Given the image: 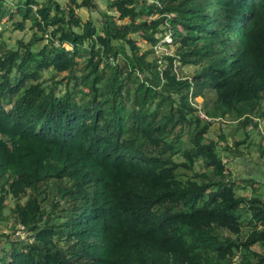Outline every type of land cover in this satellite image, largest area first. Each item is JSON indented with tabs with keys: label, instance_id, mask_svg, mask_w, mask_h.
<instances>
[{
	"label": "trees",
	"instance_id": "16d2710c",
	"mask_svg": "<svg viewBox=\"0 0 264 264\" xmlns=\"http://www.w3.org/2000/svg\"><path fill=\"white\" fill-rule=\"evenodd\" d=\"M71 3L99 6L0 0V264H264V183L232 158L257 142L232 121L264 122V0Z\"/></svg>",
	"mask_w": 264,
	"mask_h": 264
},
{
	"label": "rangeland",
	"instance_id": "374dc122",
	"mask_svg": "<svg viewBox=\"0 0 264 264\" xmlns=\"http://www.w3.org/2000/svg\"><path fill=\"white\" fill-rule=\"evenodd\" d=\"M59 2L65 4L68 2V0H58ZM96 2L99 4L98 6V10H95L93 12H88L86 9L81 8L79 9L76 4L71 3L73 9H75V12L79 13L82 17V19H87V18H91L92 20H94V22L98 25L100 22V19L103 17L101 15V11L102 9H105V0H96ZM166 16L168 17V15L166 14ZM167 17L164 19L165 23H167L168 19ZM103 20V19H102ZM85 22V21H82ZM98 22V23H97ZM4 25V24H3ZM29 24H26V29L24 31H12L11 29H3L5 30V32H3V38L6 44H8L9 46H13L14 44H16V42L22 38H24L25 40L29 38L30 34H32V31L30 29H28ZM163 30H168L169 26L166 24L162 27ZM2 30V31H3ZM166 42H170V37L167 36L164 39ZM141 48H145V44L144 42L141 43ZM156 52L155 55L158 56H163L166 55L169 58L173 57V53H174V46L171 44V46L169 45V47H165L162 46L161 44H159L158 46H156ZM161 51H163L161 53ZM160 61H158L159 63ZM173 64L176 66L177 62L173 61ZM166 66V65H165ZM164 66V67H165ZM184 71L188 74L184 77H179V79L181 80H187L190 86V89L193 86V82L194 79L192 78V73H193V68L191 66L185 67ZM173 74L174 75H178V72L176 70V68L173 69ZM44 77H48L49 76V72H45ZM191 98V96L188 97V99ZM198 101H202V98L197 97ZM194 106L199 108V106H201V103H195L193 102ZM198 114L200 116L202 115V112H198ZM248 116L247 115H242L239 116L236 120L232 121V122H244L246 120ZM227 117H225L223 120H226ZM209 121H212L214 123V121H217V119H208ZM250 120L255 121L254 126H256L257 129L252 128L251 131H249L248 133L246 132V134H240L238 135L240 140H245V144L246 146H249V144H251L252 141L256 142V148L253 150L251 147H247L248 150L245 148V146L243 144L241 145H237L238 146V151L240 152L239 155H234L232 158L234 159V164L236 165V169L239 171L240 176H246L247 178H253L255 180H257L258 182L264 183V157L261 156L260 154H258V149H259V145H260V136H264V122L260 121L257 118H250ZM229 122V121H228ZM228 122H220V124H223V126H220L219 129L217 128V124H214L211 127V133L209 135L210 138L214 139L216 137H218L219 135H222L225 137V141L228 140L230 134V131L232 128H230L227 123ZM258 126L260 131L258 130ZM264 138V137H263ZM217 142H219L218 138H217ZM220 142L217 143L218 146V150L219 152L222 154V156H224L222 158V162L226 163L227 162V157L225 156V152L222 149V145L220 148ZM256 153L255 155L253 154ZM184 172L187 174L191 173V171L189 170H184ZM234 179L237 178L236 175L233 176ZM21 202L24 201V198H20L19 199ZM7 203L9 204L10 207L13 206L14 204V200L13 198H11L10 196H8L7 199ZM9 210L6 209L5 210V215H8ZM14 224V221L12 218H10V220L8 222H5V220H1L0 219V252L2 248H7V242L9 241L8 239L4 238L3 234L4 232H6L7 230H11L12 225ZM14 232L12 233L14 235V237H18L19 240H24V241H31V238L29 237V235L27 234V232L25 231V229L22 226H17L15 224V226L13 227ZM12 231H10L11 233Z\"/></svg>",
	"mask_w": 264,
	"mask_h": 264
},
{
	"label": "clouds",
	"instance_id": "9594fccd",
	"mask_svg": "<svg viewBox=\"0 0 264 264\" xmlns=\"http://www.w3.org/2000/svg\"><path fill=\"white\" fill-rule=\"evenodd\" d=\"M193 89V86H192V88H191V90ZM253 116H248L247 118H252ZM254 118V117H253ZM258 119V118H257ZM239 122V121H238ZM236 123V122H235ZM243 123V122H242ZM234 176V175H233ZM234 179V178H233ZM239 262V256L237 255V256H235L234 258H233V262H232V264H237Z\"/></svg>",
	"mask_w": 264,
	"mask_h": 264
},
{
	"label": "built area",
	"instance_id": "2783aa9c",
	"mask_svg": "<svg viewBox=\"0 0 264 264\" xmlns=\"http://www.w3.org/2000/svg\"><path fill=\"white\" fill-rule=\"evenodd\" d=\"M206 119H208V118H206Z\"/></svg>",
	"mask_w": 264,
	"mask_h": 264
}]
</instances>
